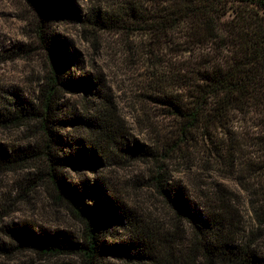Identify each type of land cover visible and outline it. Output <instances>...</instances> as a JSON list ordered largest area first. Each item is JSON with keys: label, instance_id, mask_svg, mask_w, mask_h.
I'll use <instances>...</instances> for the list:
<instances>
[{"label": "trees", "instance_id": "1", "mask_svg": "<svg viewBox=\"0 0 264 264\" xmlns=\"http://www.w3.org/2000/svg\"><path fill=\"white\" fill-rule=\"evenodd\" d=\"M25 1L37 16L35 41L46 57L47 70L36 100L17 102L0 117V125L32 123L41 144L11 154L0 150V169H15L41 159L45 178L83 228L75 238L41 234L39 230L37 234L31 225L19 231L9 228L7 231L17 242L14 246L1 245L0 254L31 248L41 255H75L78 264H107L109 256L120 257L128 264H159L156 236L142 217L118 201L103 181L96 177L77 181L62 171L99 166L103 151L94 137L107 131L106 116L97 120L81 116L74 122L91 134L89 139L70 141L61 133L66 122L60 118L62 94L82 91L96 95L99 91L92 77L79 75L70 67L78 60L73 46L50 31L52 20L66 18L95 30L141 31L160 47L171 32L182 34V50L189 52L188 61L175 66L172 83L148 95L178 121L175 139L164 152L137 142L130 152L137 158L153 159L151 186L175 219L184 221L192 232L191 264H264V251L254 246L264 236V0H120L114 8L116 13L102 12L98 7L83 17L73 0ZM242 112L254 113L261 120V132L254 136V150L260 161L254 176L260 177L262 200L254 209L258 221L255 230L239 244L234 242L232 223L220 214L221 208L200 217L179 183L172 181L163 157L169 159L174 151L192 147L197 143V131L202 129L212 153L231 162L239 145L227 125L233 113ZM112 227L126 229L128 238L118 244L109 242L106 237Z\"/></svg>", "mask_w": 264, "mask_h": 264}, {"label": "rangeland", "instance_id": "2", "mask_svg": "<svg viewBox=\"0 0 264 264\" xmlns=\"http://www.w3.org/2000/svg\"><path fill=\"white\" fill-rule=\"evenodd\" d=\"M120 0H73L81 17L92 8L116 13ZM36 14L25 0H0V117L18 102L35 101L47 70L44 53L35 41ZM50 31L66 40L77 52L70 67L87 74L99 91L64 92L61 117L66 122L61 133L72 139H89L91 134L75 124L79 117L107 119L105 135L94 137L102 148V163L95 167H68L62 171L73 180L96 177L104 182L118 201L135 211L154 232L159 264H191L192 232L174 213L149 182L154 170L150 157L131 154L135 142L160 152L175 139L178 121L166 113L163 105L148 95L167 82L172 83L176 65L188 61L182 50L183 38L173 31L167 44L156 46L153 38L129 29H92L80 21L52 20ZM175 43H179L178 46ZM168 85V84H167ZM260 118L254 113H233L227 125L230 136L238 139V152L228 162L212 153L204 130L197 131V143L163 157L172 181L179 183L189 203L204 218L215 208L232 223L234 242L243 243L256 228L254 209L261 204L260 177L254 174L260 161L254 150V136L261 132ZM220 136V135H219ZM40 134L32 123L0 125V150L8 154L40 146ZM176 150V149H175ZM162 158V157H161ZM41 159L15 169H0V246H14L9 234L28 225L38 234H68L79 237L83 224L57 197L45 178ZM9 229V230H10ZM264 232V225L262 226ZM126 229L112 227L106 239L121 243ZM264 251V236L254 245ZM107 264H128L116 256ZM0 264H78L75 255H41L31 248L0 254Z\"/></svg>", "mask_w": 264, "mask_h": 264}]
</instances>
